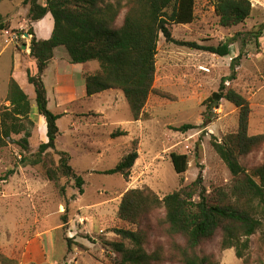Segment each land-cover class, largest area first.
Returning a JSON list of instances; mask_svg holds the SVG:
<instances>
[{
	"label": "rangeland",
	"instance_id": "1",
	"mask_svg": "<svg viewBox=\"0 0 264 264\" xmlns=\"http://www.w3.org/2000/svg\"><path fill=\"white\" fill-rule=\"evenodd\" d=\"M214 1L197 0L196 20L190 25L172 26L174 39L216 47L242 33L248 43L245 44L244 36H240L231 45L230 55L223 58L168 43L161 36L154 87L166 96L151 95L140 121L133 120L123 95L119 99L115 95L109 97L111 93H108L100 98L80 99L65 107L58 105L53 92L56 87L55 65L50 66L45 84L49 91L50 111L61 115L58 150L70 153L72 166L83 173L86 181L84 194H79L75 182L62 179L67 195L61 196L57 186L44 176L43 166L30 165L34 160L32 154L38 151L43 140L47 142L46 129L34 122L29 153L15 143L0 149V178L6 179L0 181V240L6 255L18 259L28 247L39 250L46 245L54 263L113 264L117 255L104 247L105 241L120 240L113 229L138 230L137 226L118 218L121 200L128 190L150 188L163 199L191 185L200 175L212 195L230 189L233 177L214 151L212 140L222 141L226 135L238 131L239 109L222 101L218 108L205 113L204 102L218 91L222 79L231 76L232 61L241 53L237 79L231 87L250 104L249 135L264 134V0H250L251 17L245 24L231 29L220 26ZM0 12L4 18L2 23L9 27L7 31L0 30V92H7L15 66L16 76L21 78L34 111L41 117L35 89L22 78L26 74L19 68L20 51L26 50L31 42L32 37H26L30 28L39 27L41 37L45 27H54V20L48 15L41 23H32L29 7L23 0L1 3ZM123 18L122 15L119 24ZM251 32H261L258 42L252 36H246ZM66 53L60 48L57 58L63 54L66 62L62 63V68L72 72L73 64ZM84 67L93 72L99 69V63H88ZM204 68L209 71H203ZM1 97L0 114L10 106L5 97ZM114 99L115 106L110 104ZM38 117L33 120L31 107L32 120L38 121ZM205 119H210L207 126H203ZM188 124L197 128L187 132L176 130ZM117 130L127 134L112 139L111 134ZM22 137H15V140ZM134 149L139 158L128 179L121 175L100 174L115 168ZM172 153L189 157V169L182 176L175 171ZM241 163L249 171L264 164V147L243 157ZM11 170L14 174L7 178ZM66 207L69 208V223L64 224L62 218ZM164 215V210H160L142 225L141 229L148 233L145 248L149 253L161 250L162 259L154 264H183L173 243L184 245V240L168 235L167 226L160 224ZM222 235L219 230L213 239L201 245L199 253L214 257L219 264H243L234 249L222 248ZM66 238L77 243L71 253H68ZM250 259V264H264V228L251 238Z\"/></svg>",
	"mask_w": 264,
	"mask_h": 264
},
{
	"label": "trees",
	"instance_id": "2",
	"mask_svg": "<svg viewBox=\"0 0 264 264\" xmlns=\"http://www.w3.org/2000/svg\"><path fill=\"white\" fill-rule=\"evenodd\" d=\"M15 1L0 0V4ZM23 3L29 7L32 23L41 22L49 14L54 20L50 39H38L33 28L27 32L32 37L30 57L37 66L36 73L27 69V79L35 89L38 112L46 122L47 132V142L42 143L38 151L32 154L34 160L30 161V165H42L44 176L57 186L63 197L67 195V188L61 184L62 179L75 182L80 195L84 194L86 181L83 173L72 166V156L59 151L57 146L61 115L50 111L44 82L56 49H65L73 65L99 63V69L87 71L83 75L87 98L106 91H119L129 105L133 120L140 121L151 95L166 96L154 87L161 36L168 43L223 58L230 55L231 45L244 36L237 33L216 47L175 40L172 26L194 23L197 0H23ZM214 8L220 26L225 29L245 24L252 14L250 0H215ZM122 15L123 22L119 24ZM3 19L0 12V30L7 31L9 27L2 23ZM260 35L261 32L246 34L257 42ZM243 42L248 43L245 36ZM240 61L241 53L232 61L231 76L222 79L218 91L204 102L205 113L218 108L222 101L239 109L238 131L226 135L222 141L212 140L214 151L233 177L232 186L228 191L212 195L208 193L200 175L191 185L163 199L150 188L128 190L121 200L118 218L137 226L138 230L113 229L120 240L104 242V247L117 255L113 264H154L161 261V250L147 252L145 245L148 233L141 229L144 222L160 210L165 212L160 224L167 226L168 235L173 239L179 237L184 240V245L173 243L183 264H219L214 257L201 255L198 251L219 230L223 233L222 248L234 249L243 264L251 263V238L264 228V164L249 171L242 165L241 159L264 147V134L249 135L250 104L231 87V83L237 79ZM7 102L10 106L0 114V149L15 143L27 154L31 148L30 139L35 123L31 118L30 98L13 78L9 83ZM209 122L210 119H205L203 126ZM196 128L188 124L176 130L187 132ZM126 134L117 130L111 134V138ZM18 136L23 137L16 141L15 137ZM138 158L139 154L134 149L115 168L100 174L121 175L128 179ZM171 161L178 175L182 176L188 171V155L172 153ZM12 174L14 170L8 171L6 177ZM5 180L0 178V181ZM68 211L66 207V214L62 218L64 224L69 223ZM66 242L68 253H71L77 243L71 238H66ZM0 264H19V261L3 252L1 240Z\"/></svg>",
	"mask_w": 264,
	"mask_h": 264
},
{
	"label": "crops",
	"instance_id": "3",
	"mask_svg": "<svg viewBox=\"0 0 264 264\" xmlns=\"http://www.w3.org/2000/svg\"><path fill=\"white\" fill-rule=\"evenodd\" d=\"M42 21H44V20H42ZM41 22H39V23H41ZM39 23H36V25ZM32 28L34 29V32H35L37 38L40 40L50 39L52 36V33H53V29H54V27L53 28L52 27L51 28L45 27L44 32L41 35V37H42L41 38L38 35V29L37 28H39V27H32ZM59 49L60 48L56 49L54 59L50 63L49 68L52 64L55 65L56 87L54 88L53 92H54V95L56 96V100L58 102V105L65 107L67 105L74 104L76 101H80V99L82 100V99L87 98L86 86H85V81H84L83 75L88 70H86V67H84L85 64L72 65V69H73L72 72L67 71L66 69L64 70L62 68V63L66 62V57L62 54L60 56V59L57 58V52ZM20 52L22 53V57L19 60L20 61L19 62V68L25 72L26 76L22 77V78H24V81L27 80V82H28L27 69L29 68L34 73L37 72L36 62H35V60H33L30 57V43L27 45L26 50H23ZM66 56H67V59L69 60L68 54ZM49 68H48V70H49ZM47 71H46V73H47ZM46 73H45V77H44V82H45V78H46ZM11 78L15 79L18 82V84L21 86V88L26 92V94L30 98V95L27 93V90L23 87V85L21 83V78H18L15 74V66L13 67V72H12ZM11 78L9 79V83L11 81ZM9 83H8L7 92L5 94H2L0 92V98H2L1 96H4L5 99L7 100L8 91H9ZM46 89H47V86H46ZM47 93H48V99H49V104H50L48 89H47ZM108 93H111L109 95V97L115 95V97L122 99L121 96L123 94L119 91H114V90L106 91V92L99 94V95H97L91 99L100 98L101 96H104V94H108ZM30 102H31V107H32V118H33V120H35L34 117L35 116L38 117V114L36 111H34V106L32 104L31 98H30ZM114 102H115V99L112 102H110V104L115 106ZM7 103H9V102H7ZM9 105H10V103H9ZM34 122H36V125H38V123H39V125L42 129H46V123L45 124L43 123L41 117H38V121H34ZM44 131H45V137H46L47 136L46 130H44ZM45 142H46L45 140L42 141V143H45ZM64 152H66V151H64ZM37 250L32 249L30 246L27 248V251L25 253H23L22 256L18 259L11 256V255H7V256L12 258V259L18 260L19 264H58L57 262L54 263V262H52V260H50V255H49V252L47 250L46 245H44V249L40 248L38 251ZM65 256H66V254L63 256V260H64Z\"/></svg>",
	"mask_w": 264,
	"mask_h": 264
},
{
	"label": "built area",
	"instance_id": "4",
	"mask_svg": "<svg viewBox=\"0 0 264 264\" xmlns=\"http://www.w3.org/2000/svg\"><path fill=\"white\" fill-rule=\"evenodd\" d=\"M203 71H209V70L204 68Z\"/></svg>",
	"mask_w": 264,
	"mask_h": 264
},
{
	"label": "water",
	"instance_id": "5",
	"mask_svg": "<svg viewBox=\"0 0 264 264\" xmlns=\"http://www.w3.org/2000/svg\"><path fill=\"white\" fill-rule=\"evenodd\" d=\"M26 37H28V38H29V37H30V35H29V34H26Z\"/></svg>",
	"mask_w": 264,
	"mask_h": 264
}]
</instances>
